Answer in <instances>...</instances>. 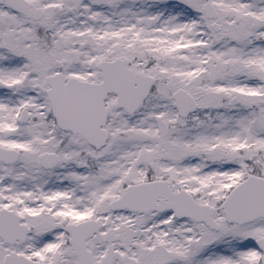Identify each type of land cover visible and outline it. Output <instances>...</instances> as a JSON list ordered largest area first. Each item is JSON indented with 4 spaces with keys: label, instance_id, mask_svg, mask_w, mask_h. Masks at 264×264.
I'll return each mask as SVG.
<instances>
[{
    "label": "snow or ice",
    "instance_id": "snow-or-ice-1",
    "mask_svg": "<svg viewBox=\"0 0 264 264\" xmlns=\"http://www.w3.org/2000/svg\"><path fill=\"white\" fill-rule=\"evenodd\" d=\"M0 264H264V0H0Z\"/></svg>",
    "mask_w": 264,
    "mask_h": 264
}]
</instances>
